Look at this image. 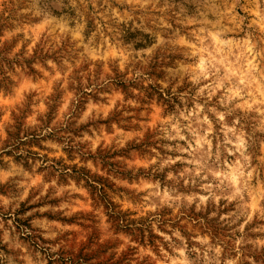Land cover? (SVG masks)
I'll list each match as a JSON object with an SVG mask.
<instances>
[{"label":"clouds","instance_id":"1","mask_svg":"<svg viewBox=\"0 0 264 264\" xmlns=\"http://www.w3.org/2000/svg\"><path fill=\"white\" fill-rule=\"evenodd\" d=\"M92 233L114 264H264V0H0V264Z\"/></svg>","mask_w":264,"mask_h":264},{"label":"rangeland","instance_id":"2","mask_svg":"<svg viewBox=\"0 0 264 264\" xmlns=\"http://www.w3.org/2000/svg\"><path fill=\"white\" fill-rule=\"evenodd\" d=\"M104 166H108L107 160H105ZM85 231L90 232L91 230L86 228ZM74 248L83 264H114L112 258L105 254V250L97 247L94 233L86 236L83 242L76 243Z\"/></svg>","mask_w":264,"mask_h":264}]
</instances>
